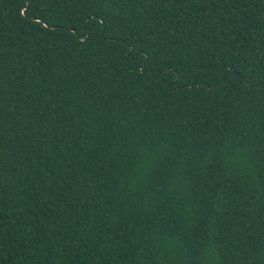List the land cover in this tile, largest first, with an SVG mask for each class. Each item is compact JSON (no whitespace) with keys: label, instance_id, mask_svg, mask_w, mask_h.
Here are the masks:
<instances>
[{"label":"trees","instance_id":"1","mask_svg":"<svg viewBox=\"0 0 264 264\" xmlns=\"http://www.w3.org/2000/svg\"><path fill=\"white\" fill-rule=\"evenodd\" d=\"M0 264H264V0H0Z\"/></svg>","mask_w":264,"mask_h":264}]
</instances>
